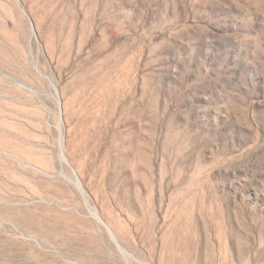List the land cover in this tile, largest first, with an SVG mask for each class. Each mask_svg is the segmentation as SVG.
<instances>
[{
    "label": "rangeland",
    "instance_id": "374dc122",
    "mask_svg": "<svg viewBox=\"0 0 264 264\" xmlns=\"http://www.w3.org/2000/svg\"><path fill=\"white\" fill-rule=\"evenodd\" d=\"M0 264H264V0H0Z\"/></svg>",
    "mask_w": 264,
    "mask_h": 264
},
{
    "label": "bare ground",
    "instance_id": "6f19581e",
    "mask_svg": "<svg viewBox=\"0 0 264 264\" xmlns=\"http://www.w3.org/2000/svg\"><path fill=\"white\" fill-rule=\"evenodd\" d=\"M61 157H62V159L64 160V161H66V159H65V157H64V155H63V152H61ZM76 184H77V186H78V188H79V190L81 191V193L84 195V197H85V192H84V190L82 189V186H81V184H80V182L76 179ZM86 198V197H85ZM92 211H93V214L94 215H96L98 218H99V216H98V214H97V212L92 208ZM100 219V218H99ZM113 236V235H112Z\"/></svg>",
    "mask_w": 264,
    "mask_h": 264
}]
</instances>
